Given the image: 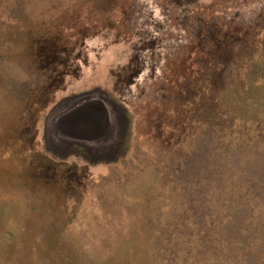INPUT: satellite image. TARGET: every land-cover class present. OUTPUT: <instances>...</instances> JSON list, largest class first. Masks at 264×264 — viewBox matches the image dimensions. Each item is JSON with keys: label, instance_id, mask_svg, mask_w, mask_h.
I'll use <instances>...</instances> for the list:
<instances>
[{"label": "rangeland", "instance_id": "obj_1", "mask_svg": "<svg viewBox=\"0 0 264 264\" xmlns=\"http://www.w3.org/2000/svg\"><path fill=\"white\" fill-rule=\"evenodd\" d=\"M0 264H264V0H0Z\"/></svg>", "mask_w": 264, "mask_h": 264}, {"label": "bare ground", "instance_id": "obj_2", "mask_svg": "<svg viewBox=\"0 0 264 264\" xmlns=\"http://www.w3.org/2000/svg\"><path fill=\"white\" fill-rule=\"evenodd\" d=\"M92 121H93V119H92V120H90V121H89V123H90V122H92ZM55 149H56V151H61V153H62V151H63V150H62V148H61V147H59V146H58V147H56Z\"/></svg>", "mask_w": 264, "mask_h": 264}]
</instances>
